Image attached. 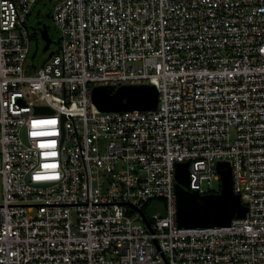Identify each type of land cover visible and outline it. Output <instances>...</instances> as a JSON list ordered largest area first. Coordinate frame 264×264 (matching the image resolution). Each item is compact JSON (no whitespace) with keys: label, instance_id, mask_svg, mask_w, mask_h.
<instances>
[{"label":"built area","instance_id":"obj_1","mask_svg":"<svg viewBox=\"0 0 264 264\" xmlns=\"http://www.w3.org/2000/svg\"><path fill=\"white\" fill-rule=\"evenodd\" d=\"M41 2L0 0V264H264V0H55L39 67ZM127 85L155 86L157 109L92 101ZM221 160L245 218L180 228L176 165L217 194Z\"/></svg>","mask_w":264,"mask_h":264},{"label":"water","instance_id":"obj_2","mask_svg":"<svg viewBox=\"0 0 264 264\" xmlns=\"http://www.w3.org/2000/svg\"><path fill=\"white\" fill-rule=\"evenodd\" d=\"M49 16V14H48ZM41 40L48 52L53 40L48 26L39 29ZM52 56V52L50 53ZM92 101L101 112L153 111L159 103V93L153 85L99 86L92 91ZM38 112L51 113L49 108H38ZM27 141V132L23 131ZM221 178V191L217 194L200 195L190 187V164L176 165L177 221L180 228L229 227L233 220L244 219L248 211L240 195L234 191L233 165L229 160L217 162ZM144 222L151 230L147 216L141 212Z\"/></svg>","mask_w":264,"mask_h":264},{"label":"rangeland","instance_id":"obj_3","mask_svg":"<svg viewBox=\"0 0 264 264\" xmlns=\"http://www.w3.org/2000/svg\"><path fill=\"white\" fill-rule=\"evenodd\" d=\"M55 0H44L37 5L31 14L30 18L27 20V24L31 30V33L34 35L32 43V53L30 58L34 61L37 66L43 65V63L48 62L50 59V52L57 51L59 42H60V32L53 23L52 16L50 12L53 8ZM49 14V16H48ZM46 24L48 26L49 35L53 40V44L50 47L48 52L44 51L45 43L41 40V34L39 28ZM163 212V205L160 202H153L149 208L146 209V213L149 219H152V216L155 213Z\"/></svg>","mask_w":264,"mask_h":264},{"label":"trees","instance_id":"obj_4","mask_svg":"<svg viewBox=\"0 0 264 264\" xmlns=\"http://www.w3.org/2000/svg\"><path fill=\"white\" fill-rule=\"evenodd\" d=\"M154 201L152 202H148L144 207H143V211L146 213V209L150 207V205L153 203ZM147 214V213H146ZM148 216V215H147Z\"/></svg>","mask_w":264,"mask_h":264},{"label":"snow or ice","instance_id":"obj_5","mask_svg":"<svg viewBox=\"0 0 264 264\" xmlns=\"http://www.w3.org/2000/svg\"><path fill=\"white\" fill-rule=\"evenodd\" d=\"M37 123H52V124H54L55 123V121H46V122H37ZM45 167H49L48 165H45ZM54 167V166H53ZM38 179H39V177H38Z\"/></svg>","mask_w":264,"mask_h":264},{"label":"flooded vegetation","instance_id":"obj_6","mask_svg":"<svg viewBox=\"0 0 264 264\" xmlns=\"http://www.w3.org/2000/svg\"><path fill=\"white\" fill-rule=\"evenodd\" d=\"M40 28H41V27H40ZM40 28H39V29H40Z\"/></svg>","mask_w":264,"mask_h":264}]
</instances>
